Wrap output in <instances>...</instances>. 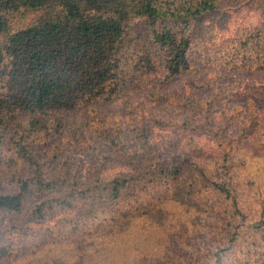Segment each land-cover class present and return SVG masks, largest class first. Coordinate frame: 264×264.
Returning <instances> with one entry per match:
<instances>
[{"label":"trees","instance_id":"16d2710c","mask_svg":"<svg viewBox=\"0 0 264 264\" xmlns=\"http://www.w3.org/2000/svg\"><path fill=\"white\" fill-rule=\"evenodd\" d=\"M236 6L261 22L196 57L199 25ZM24 10L38 15L12 26ZM135 18L158 58L137 54L126 72ZM96 102L117 109L72 120ZM249 164L264 169V0H0V264H87L139 219L174 232L169 248L116 264H264V186ZM202 217L207 236L173 248Z\"/></svg>","mask_w":264,"mask_h":264},{"label":"rangeland","instance_id":"374dc122","mask_svg":"<svg viewBox=\"0 0 264 264\" xmlns=\"http://www.w3.org/2000/svg\"><path fill=\"white\" fill-rule=\"evenodd\" d=\"M37 15H38L37 12H30L26 10H24V12H17L10 17L12 26H24L28 23V21L32 20ZM261 16L262 14L259 10L255 9L254 7L252 9L251 7H247V6H241V7L236 6L230 10L222 9L220 11L212 13L209 16L210 18H207L202 24L199 25V27H202L201 29H199V32L198 33L196 32L194 34V40L197 43V45L194 46V51L196 52L195 56L196 57L202 56L203 53L205 52L206 46H213V44L218 45L223 38L234 36L238 29H241L244 26H252L260 23ZM147 35H148V27L144 19L135 18L127 23L126 31H125V41L123 47V52L125 56L124 67L126 69V72L135 71V69L132 67L133 65L137 64V62L140 60L137 54H149L148 52H150L153 54L152 56L158 58V49H157L158 47L155 46L152 47ZM150 77L153 78V76L145 77L144 75L139 84L143 86V89L147 91L149 94H151V92H159L158 91L159 89L153 90V84L152 82H149ZM116 109H117V105L109 104V103L101 104L100 102H96L92 106H89L88 110L86 108H82L80 111L74 113L72 120L74 122H87L86 120H89V115H91L94 116L95 121H97L100 117H102V115L112 114L115 112L114 110ZM88 127L90 126L88 125ZM248 167L251 170L253 169V171L256 174H258L259 179H257V183H260L264 186V171H263L264 169L261 170L262 164H259L258 166L254 164H249ZM254 190L255 188L250 189L249 191L250 195L248 197V199H250L248 201L249 206L253 207L251 209L252 212L257 209L256 201L255 199L252 198L254 194ZM168 206L169 207L167 211L169 209L170 210L179 209L178 205L177 206L168 205ZM227 213L228 212L224 213L222 217H226ZM170 217L168 219L171 220ZM235 219L237 220L241 219L240 214L236 213ZM12 221L13 220L10 217L5 220L7 224H13ZM211 223H212L211 219H205L203 217L189 219L188 230L186 228L183 232L180 230V226L177 228L179 232L176 237V241L173 248L175 247L179 239L182 242L185 241L187 242L186 247L188 246L192 248L196 241L202 240L204 239V236H207V234L209 233V227ZM134 224L136 225L131 227L130 232L124 234L125 235L124 238L127 241L125 244L119 247H110L109 250L106 248L104 249L103 254L89 255L85 258V262H87V264H97L104 262H107V264H112V263L116 264L125 260L132 261L133 254L135 253L134 252L135 247L137 248L140 247V249L144 251L146 249L153 248L154 246H156L158 244V241H159V250L163 249V244L165 248H169V246L165 244L167 243V241L170 242L172 240L170 236L174 234V232L171 231L167 235L163 228L161 229L159 228V230L155 229L149 223H143L142 219L137 220ZM61 225L62 224H58L56 225V227L58 226L59 228L61 227ZM187 252H191V251H187ZM160 255L163 257H165V255H170L171 257L168 258L169 263L175 262L174 260H176L177 258L173 255V251L170 253H166V251L164 252L161 251ZM166 259L167 258H161L159 260L164 262L166 261ZM174 264H185V263H183L179 259Z\"/></svg>","mask_w":264,"mask_h":264}]
</instances>
